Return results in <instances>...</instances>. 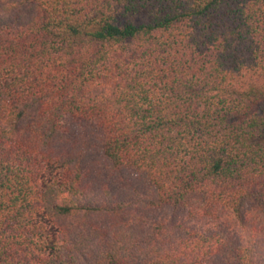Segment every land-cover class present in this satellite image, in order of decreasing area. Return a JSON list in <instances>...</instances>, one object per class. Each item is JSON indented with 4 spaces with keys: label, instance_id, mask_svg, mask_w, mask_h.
<instances>
[{
    "label": "trees",
    "instance_id": "obj_1",
    "mask_svg": "<svg viewBox=\"0 0 264 264\" xmlns=\"http://www.w3.org/2000/svg\"><path fill=\"white\" fill-rule=\"evenodd\" d=\"M0 264H264V0H0Z\"/></svg>",
    "mask_w": 264,
    "mask_h": 264
},
{
    "label": "rangeland",
    "instance_id": "obj_2",
    "mask_svg": "<svg viewBox=\"0 0 264 264\" xmlns=\"http://www.w3.org/2000/svg\"><path fill=\"white\" fill-rule=\"evenodd\" d=\"M88 161L93 162L95 165L100 166L101 168L106 166L107 162L100 151V146L99 148L98 146H96L95 148H91L88 156Z\"/></svg>",
    "mask_w": 264,
    "mask_h": 264
}]
</instances>
